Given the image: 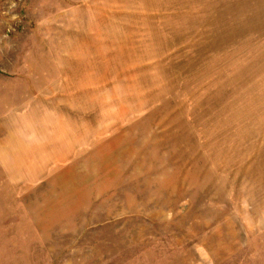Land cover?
I'll return each mask as SVG.
<instances>
[{
    "label": "rangeland",
    "instance_id": "374dc122",
    "mask_svg": "<svg viewBox=\"0 0 264 264\" xmlns=\"http://www.w3.org/2000/svg\"><path fill=\"white\" fill-rule=\"evenodd\" d=\"M0 264H264V0H0Z\"/></svg>",
    "mask_w": 264,
    "mask_h": 264
}]
</instances>
